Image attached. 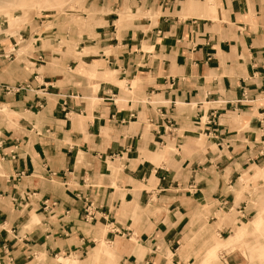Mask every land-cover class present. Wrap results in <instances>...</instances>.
<instances>
[{"label":"crops","instance_id":"0c3cea01","mask_svg":"<svg viewBox=\"0 0 264 264\" xmlns=\"http://www.w3.org/2000/svg\"><path fill=\"white\" fill-rule=\"evenodd\" d=\"M144 1L80 59L0 53V264H95L101 239L118 264H183L198 213L264 163V0Z\"/></svg>","mask_w":264,"mask_h":264},{"label":"rangeland","instance_id":"374dc122","mask_svg":"<svg viewBox=\"0 0 264 264\" xmlns=\"http://www.w3.org/2000/svg\"><path fill=\"white\" fill-rule=\"evenodd\" d=\"M0 1V53L15 57L16 63L20 60H31L38 47L42 49L50 44L56 51L54 54L62 55L68 59H80L84 55L95 52V50H87L83 47L89 44L92 39H99L94 33L96 27L103 25V27L120 31L132 27V23L139 19L152 17L155 14L152 5L145 7L144 0V3L141 4L136 0ZM171 1L173 0H161V2ZM103 18H108V21H104ZM89 78L95 90L96 86L93 80L95 75L89 74ZM135 83V81L132 82L133 87ZM3 112L6 113L4 108ZM253 165L261 169H255L253 177L256 175V177H260V174L264 173V163L245 166V169L238 175L239 177L229 184L227 189L229 204L222 208L220 206L214 214V218H208L209 211L207 209L198 213L201 222L199 221V225L190 229L188 235L184 236L183 243L178 249V254L185 257L183 264H202L205 260L211 262V258H206V249L209 245L215 239L226 238L238 226L249 228L250 231L255 232V235L248 238L245 233V239L234 247L248 257L249 264H261L264 233L259 230V221L254 228L250 227L248 215H251L253 219L264 207V190H262L264 181L261 179L245 182L241 179L243 172L249 171ZM233 205H236L235 212ZM241 206L244 214L235 215L236 212H241ZM234 215L235 220L238 221L235 227L226 229L220 226L225 217L231 220ZM225 231L229 235H224ZM97 244L101 253L98 258L94 259L95 264H118L117 253L106 244L104 239H101ZM167 257L170 259V253ZM77 264L80 262L78 261Z\"/></svg>","mask_w":264,"mask_h":264},{"label":"snow or ice","instance_id":"6c2138e0","mask_svg":"<svg viewBox=\"0 0 264 264\" xmlns=\"http://www.w3.org/2000/svg\"><path fill=\"white\" fill-rule=\"evenodd\" d=\"M262 190H264V185H262ZM236 205H233V209L235 212ZM242 209V206H241ZM243 213V209L241 212H236L235 215H241ZM235 215L231 218L225 217L223 221H221V225L224 228L235 227V224L238 221L235 220ZM248 219L251 220L252 216L248 215ZM255 224V222H254ZM251 227V226H250ZM259 230L264 233V207L260 209L259 212ZM219 228V226H218ZM245 233H247V237L251 238L255 235L254 231H250L249 228L243 229L236 233L235 236L232 237L231 241L229 242H222L220 240H214L212 245L210 246L209 255L211 256V262L205 260L202 264H249L248 257L244 255L243 252L237 250L234 247V244H239L241 240L245 239ZM224 235H229L227 231L224 232ZM261 264H264V250H262L261 254Z\"/></svg>","mask_w":264,"mask_h":264},{"label":"bare ground","instance_id":"6f19581e","mask_svg":"<svg viewBox=\"0 0 264 264\" xmlns=\"http://www.w3.org/2000/svg\"><path fill=\"white\" fill-rule=\"evenodd\" d=\"M1 2V1H0ZM21 4V3H20ZM61 259V258H60Z\"/></svg>","mask_w":264,"mask_h":264}]
</instances>
